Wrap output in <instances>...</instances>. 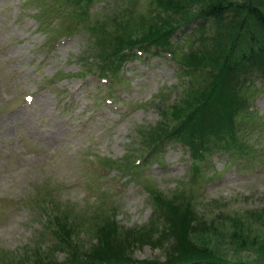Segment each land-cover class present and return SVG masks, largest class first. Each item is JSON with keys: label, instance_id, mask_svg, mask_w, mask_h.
<instances>
[{"label": "rangeland", "instance_id": "rangeland-1", "mask_svg": "<svg viewBox=\"0 0 264 264\" xmlns=\"http://www.w3.org/2000/svg\"><path fill=\"white\" fill-rule=\"evenodd\" d=\"M46 2L0 0V264H27L23 260L27 258H40L45 264L50 256L57 262L64 256L76 258L68 264H81L91 247L100 246L96 234L89 232L90 213L114 207L121 227L148 226V194L156 189L182 190L195 210L217 227L230 228V218L235 216L247 218L252 233L264 237L259 224L249 217L264 207V0L210 4L208 0H175L176 10L149 0H90L79 7L95 29L124 23L127 13L145 18L165 15V29L174 27L166 35L169 48L179 47L182 53L190 50L205 56L214 43L220 51L226 45L225 56L234 63L231 72L236 74L231 77L240 82L236 88L240 99L228 124L223 121L225 112L211 105L217 71L204 64H199L200 70L187 59L182 69L175 58L154 47L136 51L110 82L92 74L70 76L81 70L77 58L87 48L86 35L82 31L64 35V18L57 22L41 14ZM228 3L234 7L224 5ZM208 6L217 15L208 13ZM40 18L44 23H39ZM148 25L142 21L133 41L140 39ZM241 25L243 33L234 39ZM108 91L113 98L102 103ZM188 94L190 111L186 108L182 116L171 118L169 105ZM167 120L171 122L163 127V134L175 131L167 136L164 147L139 151V134L144 137L157 121ZM209 128L216 132L200 137L203 146L213 141L218 146L210 153L199 152L198 162L205 166L192 167L187 184L190 156L180 138ZM131 154L144 156L145 165L132 167ZM100 168L105 173L102 177L95 171ZM50 199L59 207H52ZM65 207L72 211L70 216L81 220L74 224L79 231L74 240L84 254L66 255L54 247L49 253L36 249L31 239L53 221L52 211L62 214ZM44 235L50 237L48 232ZM163 235L164 242L173 241L172 232L166 230ZM149 236L153 245L112 247L110 255L131 264L163 262L161 250L154 247V234ZM238 257L253 261L258 255L250 250L239 252ZM223 264L245 263L228 260Z\"/></svg>", "mask_w": 264, "mask_h": 264}, {"label": "trees", "instance_id": "trees-1", "mask_svg": "<svg viewBox=\"0 0 264 264\" xmlns=\"http://www.w3.org/2000/svg\"><path fill=\"white\" fill-rule=\"evenodd\" d=\"M159 1L162 2L157 3ZM213 1L208 0L207 3H213ZM215 1H220L221 3L223 0ZM89 2L90 0H49L42 7L43 12L41 14L47 17L51 16L53 21L61 22L64 18V24L62 26L64 35H72L78 31H82L86 35L87 48L77 58L82 63L81 70L70 73V76L80 77L86 74H92L100 79H108L110 82L117 78L118 73L122 70L123 64L136 56V51L144 52L149 47H154L157 52H165L175 58L176 66L182 69H186L187 59L194 64L192 66L195 68L202 70L203 66L199 64H204L206 67L208 66L217 71L218 74L214 79L212 90L211 105L219 106L221 111L225 112L223 121L228 124L232 119L231 115L238 106L240 95L237 94L236 88H240V82H233V78L231 77H236V74L235 72H231L234 63L230 62L228 57L225 56L227 54L225 51L226 45L223 51H220L214 43L212 47L205 51V56L196 55L194 54L195 51L191 52L190 50L187 53H182L179 47H174L171 50L166 35L170 34L174 27L165 29V15L163 17L149 16L145 18L143 15L127 13L126 16L124 15V23L121 22L118 25H111V27L102 26L99 29H95L93 26H90L84 16V11L79 8L82 4H88ZM149 2L150 4H157L162 8L170 10H176L178 6L175 0H149ZM224 5L228 8L234 7L231 3ZM212 10L211 6L207 7L208 13L217 15V11ZM42 18H40L39 23H44ZM67 19L68 22L66 21ZM142 21L148 22L150 25L142 29L139 40L133 41L135 33L141 30ZM242 33L243 28L241 25L233 33L232 37L236 39ZM232 86H234V89H232ZM189 96L190 94H188L186 99L178 100L173 105H169L168 113L171 118L175 119L182 116L186 112V108L190 111L191 101L189 100ZM112 98L110 91H108V94L103 95L100 100L104 103L105 100ZM163 116L167 119L165 113ZM169 122L171 121L167 120L159 124V121H157L145 133L144 137L139 134L142 137V139L140 138L141 148L139 151H145L148 148L152 149L160 145L163 146L169 140L167 136L175 131L173 129L170 132H165V135L163 134L162 129ZM157 125L158 127H156ZM227 129L226 127L225 130ZM204 130L196 129L190 138H180L181 142L186 145L190 156L187 184L190 180L192 167L205 166V163L199 164L201 161L198 162L199 152L204 151L210 153L212 149L218 146L215 141L210 143L209 147L211 148L203 146L204 140L200 137L211 136L216 132L215 128ZM177 133H179V130L175 134ZM131 156L133 157V154ZM138 158L135 157L132 159V167L137 168L145 165V160L141 162L144 156L140 155ZM92 159L93 157L88 162L92 163ZM100 166L104 167L102 163H100ZM95 171L101 177L105 174L102 168L95 169ZM120 176L116 175V177ZM107 180L111 181L112 177ZM44 203L47 205L48 201ZM50 203L52 207H59V204L54 202L53 199H50ZM148 204L151 207V219L147 222L149 225L133 226L126 229L117 223L115 219L116 213H113L115 210L114 207L108 210L105 209V212L102 210L98 212L92 211L90 216H93L91 217L93 225L90 227L89 232L96 234L100 246L97 248L91 247L89 249L91 251L90 256L82 257L81 264H131L132 262L130 260L120 261L119 257L113 258L110 255L112 247L117 250H123L127 247L126 245L131 243H148L153 245L150 242L151 238L149 234H154V247H158L161 250L164 258L163 262L155 263L154 261H150V264H196L198 262H203L204 264H223L228 260H235L245 264H264V237H261L258 233H252L249 229L247 218L235 216L230 218V228L217 227L212 219L206 221L200 210L197 208V211L195 210L196 205L187 198H184L182 190L178 188H175L169 193H165L159 189L152 191L148 194ZM67 209L69 208L65 207L63 210L66 211L62 214L52 211V215L54 216L53 221L41 227L42 233L37 232L36 236L31 239V243L36 249L49 253L54 247L57 250L65 252L66 255L72 254L77 256L84 254L79 249L80 247L77 241L74 240L78 236L79 231H77V226L81 220L77 217L70 216L73 213ZM158 217L162 219V222H159ZM249 217L253 222L258 223L260 229L264 231V207L261 211L255 212V214L250 212ZM166 230L167 232L173 233V241L164 242L165 238L163 234ZM52 231L54 233L51 234ZM46 232L50 234V237L44 235ZM46 239L48 240L47 244H43L41 248L40 243H43ZM250 250L256 256L258 255L257 259L253 261H242L238 257L239 252ZM33 252L34 250H32ZM75 259L64 256L61 261L57 262L55 261V256H50L47 258L46 263H43L68 264ZM23 260L27 264L32 262L34 264H42L40 258H36V261L31 258ZM145 264H148V262H145Z\"/></svg>", "mask_w": 264, "mask_h": 264}]
</instances>
